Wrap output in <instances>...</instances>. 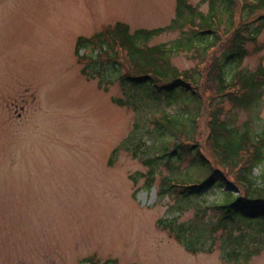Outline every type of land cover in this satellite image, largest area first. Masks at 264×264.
<instances>
[{
    "label": "rangeland",
    "instance_id": "rangeland-1",
    "mask_svg": "<svg viewBox=\"0 0 264 264\" xmlns=\"http://www.w3.org/2000/svg\"><path fill=\"white\" fill-rule=\"evenodd\" d=\"M175 11L176 0H0V264H234L217 248L188 253L159 222L214 218L206 209L222 201V191L239 189H213L189 202L147 190L140 158L151 146L145 128L152 131V117L113 103L123 98L118 82L84 76L79 58L88 51L76 55L79 38L117 23L131 31L165 28ZM177 37L163 34L151 44ZM248 50L235 71L264 68V30ZM172 61L180 71L200 67L194 53ZM208 97L197 142L222 174L206 144ZM224 113L231 124L264 134V98L253 111L226 106ZM136 125L137 158L126 150ZM174 174L158 170L157 185ZM255 174L264 176V165ZM239 264H264V252Z\"/></svg>",
    "mask_w": 264,
    "mask_h": 264
},
{
    "label": "trees",
    "instance_id": "trees-1",
    "mask_svg": "<svg viewBox=\"0 0 264 264\" xmlns=\"http://www.w3.org/2000/svg\"><path fill=\"white\" fill-rule=\"evenodd\" d=\"M201 6L207 7L206 14ZM263 30L264 0H201L196 7L190 0H176L175 18L165 28L131 31L117 23L93 38H79L76 45V55L88 51L79 58L84 76L107 85L117 81L123 98L113 103L152 117V131L145 128L151 146L140 158L149 169L147 190L157 188L159 199L176 194L189 202L213 189H239V195L222 191V201L206 209V215L210 212L214 218L204 220L200 215L205 214H200L190 224L159 222L188 253L211 254L217 248L225 263L248 262L264 252V183L260 181L264 176L259 179L255 174L264 165V134L231 124L224 113L226 106L253 111L262 104L264 68L235 70L249 55L248 45L258 44ZM167 33L179 37L167 44H151ZM181 53H194L203 71L177 69L172 60ZM203 93L209 96L206 144L226 173L215 171L197 142ZM136 128L126 149L135 158ZM163 168L180 174L163 176L157 185L158 170Z\"/></svg>",
    "mask_w": 264,
    "mask_h": 264
}]
</instances>
